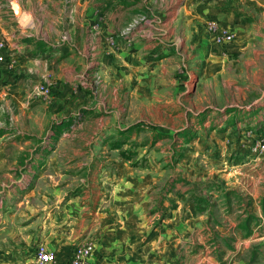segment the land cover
Masks as SVG:
<instances>
[{"label": "rangeland", "instance_id": "1", "mask_svg": "<svg viewBox=\"0 0 264 264\" xmlns=\"http://www.w3.org/2000/svg\"><path fill=\"white\" fill-rule=\"evenodd\" d=\"M17 1L18 22L0 0L6 25L49 21L60 29L71 10L91 3ZM198 3L204 4L191 0L189 7ZM201 17L202 32L189 39V50L179 40L163 70L132 74L124 94L121 82L114 90L98 76L81 85L89 94L81 105L72 96L51 105L52 84L47 99L35 96L34 82L22 95L9 83L1 87V253L16 260L20 250L19 264H27L41 242L42 218L61 216L74 198L85 201L91 218L99 206L110 207L115 179H144L142 244L173 212L189 220L185 243L144 264H264V65L215 46L205 28L209 16ZM9 63L14 70L16 62ZM92 223L97 238L101 227L111 233L104 228L113 223L109 215Z\"/></svg>", "mask_w": 264, "mask_h": 264}, {"label": "crops", "instance_id": "2", "mask_svg": "<svg viewBox=\"0 0 264 264\" xmlns=\"http://www.w3.org/2000/svg\"><path fill=\"white\" fill-rule=\"evenodd\" d=\"M10 1L7 0L6 6L12 11ZM189 1L103 3L91 0L90 5L82 6L79 12L76 7L71 10L73 17L67 19L65 29L63 26L60 29V23L49 21L6 25L0 5V38H3L0 41L8 54L0 63V90L9 83L12 91L22 95L31 82L37 84L43 76L49 75L56 89L50 96L51 105L70 96L81 105L82 99L89 95L81 85L98 76L103 85H110L114 90L121 82L124 94V90L130 88L132 74L137 78L136 74L147 69L152 71L154 66L163 70L167 61L176 56L179 40L185 41V48L189 50V39L197 37L195 32H202L200 20L204 15L224 20L233 32L234 40L228 48L248 56L257 66L264 65V0H212L198 3L193 9ZM22 12L21 6L20 13L15 15L12 11V16L16 20ZM198 27L201 28L197 30ZM22 55L23 59H17ZM10 61L16 62L14 70L6 65ZM89 82L87 84L91 85ZM59 104L70 105L67 101ZM42 106L46 107L44 103ZM191 152L198 153L199 147ZM145 196L144 179H115L109 193L110 207L99 206L91 218L92 212L85 201L79 204L75 198L70 199L61 216L42 218L40 243L55 251L59 261L68 258L75 243L90 237L94 240L95 253L103 261L144 264L148 258L155 262L160 253L170 252L171 244L177 248L185 243L189 220L182 223L179 213L173 212L172 218L149 230L142 244L147 227ZM98 215H109L113 221L110 227H104L112 228L111 233H105L101 227L100 239L92 233L95 229L92 221ZM115 246L120 248L114 249ZM21 255L18 250L16 260H10L7 254L0 252V264H19ZM32 258V255L26 258V263L30 264Z\"/></svg>", "mask_w": 264, "mask_h": 264}, {"label": "built area", "instance_id": "3", "mask_svg": "<svg viewBox=\"0 0 264 264\" xmlns=\"http://www.w3.org/2000/svg\"><path fill=\"white\" fill-rule=\"evenodd\" d=\"M209 3L212 0H201ZM205 28L215 46L225 49L233 40L234 34L223 21L215 17H208ZM4 61V43L0 41V63ZM12 66V63H9ZM50 81L47 76L34 86L37 97L47 99L51 94ZM30 264H125L120 260L103 261L95 253L94 240L90 237L75 243L68 258L59 261L55 251L48 249L43 243L36 245L33 260Z\"/></svg>", "mask_w": 264, "mask_h": 264}, {"label": "water", "instance_id": "4", "mask_svg": "<svg viewBox=\"0 0 264 264\" xmlns=\"http://www.w3.org/2000/svg\"><path fill=\"white\" fill-rule=\"evenodd\" d=\"M10 7L15 15L20 13L21 7L19 3L16 0H11L10 1Z\"/></svg>", "mask_w": 264, "mask_h": 264}, {"label": "trees", "instance_id": "5", "mask_svg": "<svg viewBox=\"0 0 264 264\" xmlns=\"http://www.w3.org/2000/svg\"><path fill=\"white\" fill-rule=\"evenodd\" d=\"M123 154V153H122ZM250 217H247L244 221L245 223H248L249 224V220H251V218L249 219Z\"/></svg>", "mask_w": 264, "mask_h": 264}, {"label": "bare ground", "instance_id": "6", "mask_svg": "<svg viewBox=\"0 0 264 264\" xmlns=\"http://www.w3.org/2000/svg\"><path fill=\"white\" fill-rule=\"evenodd\" d=\"M17 1V0H16ZM21 7V6H20Z\"/></svg>", "mask_w": 264, "mask_h": 264}]
</instances>
